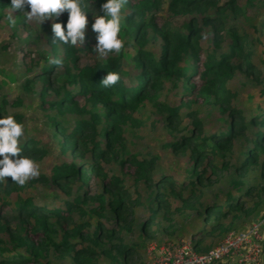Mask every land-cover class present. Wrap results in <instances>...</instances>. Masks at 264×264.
Returning <instances> with one entry per match:
<instances>
[{"label":"trees","instance_id":"trees-1","mask_svg":"<svg viewBox=\"0 0 264 264\" xmlns=\"http://www.w3.org/2000/svg\"><path fill=\"white\" fill-rule=\"evenodd\" d=\"M101 2L81 0L87 18ZM9 3L0 116L39 174L0 179V264H146L149 242L203 253L264 215V0H126L104 56L90 22L81 44L53 43L66 14L25 6L10 24Z\"/></svg>","mask_w":264,"mask_h":264},{"label":"clouds","instance_id":"clouds-1","mask_svg":"<svg viewBox=\"0 0 264 264\" xmlns=\"http://www.w3.org/2000/svg\"><path fill=\"white\" fill-rule=\"evenodd\" d=\"M126 0H102L100 13L95 15L90 29L95 36L94 50L101 56L109 51L119 52L123 41L118 34L121 31V10ZM26 18L38 17L39 23L52 20L61 14L67 19L63 27L59 21L51 23L50 32L53 43L59 41L63 44H81L85 38V27L88 24L87 14L81 0H10L9 23H14L12 10L23 9ZM50 63L59 65V59H52ZM120 75L115 71L106 72L100 79V84L109 88L116 84ZM23 134V126L13 116H0V179L10 177L11 181L23 186L30 178L38 176V166L29 156H18L21 148L18 138Z\"/></svg>","mask_w":264,"mask_h":264},{"label":"built area","instance_id":"built-area-1","mask_svg":"<svg viewBox=\"0 0 264 264\" xmlns=\"http://www.w3.org/2000/svg\"><path fill=\"white\" fill-rule=\"evenodd\" d=\"M261 221H254L242 230H230L215 246L198 253L190 241L147 248L146 264H263L264 235Z\"/></svg>","mask_w":264,"mask_h":264},{"label":"rangeland","instance_id":"rangeland-1","mask_svg":"<svg viewBox=\"0 0 264 264\" xmlns=\"http://www.w3.org/2000/svg\"><path fill=\"white\" fill-rule=\"evenodd\" d=\"M125 9H126V7L125 6H123ZM122 7V10H121V16H123V11L125 12V10H124V8ZM167 8V5H166V2L164 1L163 2V9H166ZM101 14V13H100ZM94 18H95V16H92V17H90V18H88V25H89V22L91 23L93 20H94ZM160 18V17H159ZM178 22V20H176V23ZM88 25H87V30H89V27H88ZM25 35V33H22V36H24ZM118 36H119V38H121V33H119L118 34ZM3 38H5V39H7L6 38V34H4V33H0V40H3ZM95 38V36H94V34L93 35H90L89 36V40H90V42H92L93 41V39ZM122 40H125V38H121ZM11 49H13V46H11L10 47ZM126 51H131L129 48H127L126 49ZM19 52V51H18ZM130 53V52H129ZM128 53L126 52V55H127ZM21 60V53L19 52L18 53V56H17V60H16V62L18 61H20ZM6 72L7 71H2L1 73H0V80L1 81H3V82H6V83H8V84H10L11 82H13V79H12V74H6ZM263 213H264V211H262ZM260 215H261V213L259 212L256 216H254L252 219V221L249 223H246L245 224V227H247V226H249V225H251L254 221H261L262 222V225H261V228H262V234L264 235V215L263 216H261L260 217ZM184 240H186V241H189V239H179L176 243H178V242H180V241H184ZM151 243H155V244H157L156 242H149L147 245H146V249H145V262H147L148 261V254H147V248L150 246V244ZM167 243H173V242H164V243H162V244H167ZM159 245H161V244H159ZM263 251H264V248H263ZM134 262H133V264H136L137 263V261L138 260H133Z\"/></svg>","mask_w":264,"mask_h":264}]
</instances>
